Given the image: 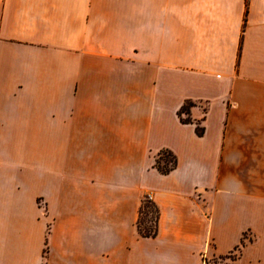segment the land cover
Returning <instances> with one entry per match:
<instances>
[{"label":"crops","instance_id":"crops-1","mask_svg":"<svg viewBox=\"0 0 264 264\" xmlns=\"http://www.w3.org/2000/svg\"><path fill=\"white\" fill-rule=\"evenodd\" d=\"M235 250L264 264V0H0V264Z\"/></svg>","mask_w":264,"mask_h":264},{"label":"trees","instance_id":"trees-1","mask_svg":"<svg viewBox=\"0 0 264 264\" xmlns=\"http://www.w3.org/2000/svg\"><path fill=\"white\" fill-rule=\"evenodd\" d=\"M192 105H193L192 102L187 101L178 110V115H179L181 122L183 123L191 122V119L188 116V114H189V107ZM196 132L198 135H202L204 132L203 127L197 125ZM161 154H165V158L162 159V164L157 158L155 161V167L157 168L159 172L166 174L176 166V158H175V155L168 150L161 152ZM145 207H148L150 209L149 212H145V215L146 216L148 214L152 215L151 217L152 225L145 224V221L141 217V215H143V209H145ZM157 218H158V210L155 204L149 200H147L146 203H143V200H142L140 207H139V215L137 219V231L139 235L143 237H154L157 233ZM235 252L237 251L235 250L225 255L215 256L214 262H217L220 260V261H231L233 264H237L238 254L236 255ZM42 264H44V262ZM225 264H228V263H225Z\"/></svg>","mask_w":264,"mask_h":264},{"label":"rangeland","instance_id":"rangeland-1","mask_svg":"<svg viewBox=\"0 0 264 264\" xmlns=\"http://www.w3.org/2000/svg\"><path fill=\"white\" fill-rule=\"evenodd\" d=\"M161 158V159H160ZM165 158V154H161V157H159V161L160 163L162 164V159ZM143 200V203H146L147 199H142ZM149 208L148 207H145V209H143V215H141L142 219L145 221V224L147 225H152V215L148 214L147 216L145 215V212H149ZM235 254L237 255V252H235ZM214 258L215 257H211V258H207L206 261L203 262V264H225V263H228V264H233L231 261H217V262H214Z\"/></svg>","mask_w":264,"mask_h":264},{"label":"built area","instance_id":"built-area-1","mask_svg":"<svg viewBox=\"0 0 264 264\" xmlns=\"http://www.w3.org/2000/svg\"><path fill=\"white\" fill-rule=\"evenodd\" d=\"M146 199L150 200L151 199V195L150 194H147L146 195Z\"/></svg>","mask_w":264,"mask_h":264}]
</instances>
